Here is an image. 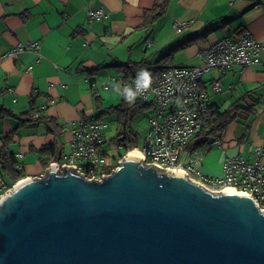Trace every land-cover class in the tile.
Instances as JSON below:
<instances>
[{
    "label": "crops",
    "instance_id": "crops-1",
    "mask_svg": "<svg viewBox=\"0 0 264 264\" xmlns=\"http://www.w3.org/2000/svg\"><path fill=\"white\" fill-rule=\"evenodd\" d=\"M100 8L107 15L88 21L86 11ZM176 22L184 26L176 30ZM243 31L261 43V64L210 69L201 78L208 105L228 118L213 148L219 163L238 155L252 160L264 137V0H0V143L24 178L42 176L68 152L73 124L104 120V107L112 112L111 103L116 108L124 99L115 89L130 87L143 66H197L199 51ZM32 41L38 53L5 56ZM47 118L60 129L50 133ZM206 166L202 159L199 170Z\"/></svg>",
    "mask_w": 264,
    "mask_h": 264
},
{
    "label": "water",
    "instance_id": "water-1",
    "mask_svg": "<svg viewBox=\"0 0 264 264\" xmlns=\"http://www.w3.org/2000/svg\"><path fill=\"white\" fill-rule=\"evenodd\" d=\"M128 153L101 180L49 165L0 198V264H264V213Z\"/></svg>",
    "mask_w": 264,
    "mask_h": 264
},
{
    "label": "built area",
    "instance_id": "built-area-1",
    "mask_svg": "<svg viewBox=\"0 0 264 264\" xmlns=\"http://www.w3.org/2000/svg\"><path fill=\"white\" fill-rule=\"evenodd\" d=\"M106 15L102 8L86 11L90 22ZM183 26L178 22L173 25L176 30ZM39 48L36 41L19 42L10 47L5 56L12 57L25 51L38 53ZM260 51L261 43L247 31L221 38L198 52L202 62L197 66L152 69L149 88L137 96L147 103V110L149 109V130L144 137L143 147L139 150L144 164H152L160 170L185 173L188 180L210 192L226 188L243 192L264 213V137L261 144L254 147L252 160L240 155L227 157L221 163V176L216 178L202 175L199 166L207 151L220 146V139L214 138L200 147L190 144L194 134L206 125L209 118L208 90L201 83L202 76L210 69L224 71L233 65L242 68L259 65ZM143 67L148 69V66ZM137 79L138 76H135L130 84L133 91L137 90ZM211 89L219 92L220 81H212ZM9 91L14 93L12 89ZM105 128L106 123L101 118L77 120L71 131L68 152L51 161L47 168L49 165H57L58 170L62 171L63 165L74 166L78 173L89 180L94 178L99 181L102 175H109L119 166L118 162L124 155L107 162V154L103 151ZM1 147L0 143V150ZM114 147L123 149L120 145ZM3 163L0 158V198L14 185H6ZM16 169H20L18 165Z\"/></svg>",
    "mask_w": 264,
    "mask_h": 264
},
{
    "label": "trees",
    "instance_id": "trees-1",
    "mask_svg": "<svg viewBox=\"0 0 264 264\" xmlns=\"http://www.w3.org/2000/svg\"><path fill=\"white\" fill-rule=\"evenodd\" d=\"M125 68L128 69V72L133 71L132 68L128 67V64L125 65ZM147 103L140 100L138 96L135 97L134 102L129 103L123 99L122 103L115 108L116 112L118 113V124L121 123L120 127H118L117 135L112 139V144L114 145H120L124 149V153L133 149L137 148V145H135L136 142V135L135 133L129 128V120L135 115L137 112H143L145 109H147ZM147 113V112H146ZM225 112H218L217 108L214 106L209 107V118L205 126H203L198 132H196L190 141V144L193 146H203L206 143H208L210 140L214 138H218V134L224 129L228 122V118L224 114ZM34 115V114H33ZM33 115H30L32 120L34 117ZM40 118H38L39 120ZM45 122L48 123V131L55 132L60 129V125L57 124V122L53 118H47L45 119ZM3 139L2 147L0 150V158L4 161V177L6 179L5 183L7 186H11L15 184L20 179H23L25 176L21 172V169H16V166L18 163L14 159V155L8 153L6 150H4L3 146L6 145ZM44 149H50L49 146H45ZM53 153V152H52ZM51 155L53 156L54 154ZM62 155L59 154L58 158H60ZM50 163V162H49Z\"/></svg>",
    "mask_w": 264,
    "mask_h": 264
},
{
    "label": "rangeland",
    "instance_id": "rangeland-1",
    "mask_svg": "<svg viewBox=\"0 0 264 264\" xmlns=\"http://www.w3.org/2000/svg\"><path fill=\"white\" fill-rule=\"evenodd\" d=\"M151 100V97L149 98ZM118 103V102H117ZM116 102H112V112H105L108 107H104V111H102V118L103 121L106 123V128L103 130V139L105 140V146L103 147L104 153L107 154V162L114 161L115 158L118 157H124L127 155V153L124 154V149L119 150L115 148L112 144V139L117 135L118 127H120L121 123L118 124L117 119V112L115 110ZM149 111L145 109L143 112H137L133 117L129 120V128L135 133L136 135V142L135 145H137V149H141L143 147V139L145 135L147 134L149 130V122L147 119V113ZM14 127V126H13ZM31 127V126H28ZM28 129H26L27 133ZM15 136H18L15 135ZM65 142V140L63 141ZM216 149H212L210 151H207L204 156L203 160L205 164L207 163V166L205 169L202 168V175L208 177V178H216L221 176V163L215 161L214 159V152ZM29 169V168H28ZM207 170V172H206ZM28 171V170H27Z\"/></svg>",
    "mask_w": 264,
    "mask_h": 264
},
{
    "label": "clouds",
    "instance_id": "clouds-1",
    "mask_svg": "<svg viewBox=\"0 0 264 264\" xmlns=\"http://www.w3.org/2000/svg\"><path fill=\"white\" fill-rule=\"evenodd\" d=\"M137 76H138V79H137V90L136 91H133L130 87H125L123 89V91H121V89L119 87H117L115 89V91H117L119 94L123 95L125 100L129 103L134 102L135 97L137 95L143 94V91L147 90L149 88L150 83H151V74L147 69H141L138 72ZM127 152H125V153H127Z\"/></svg>",
    "mask_w": 264,
    "mask_h": 264
},
{
    "label": "bare ground",
    "instance_id": "bare-ground-1",
    "mask_svg": "<svg viewBox=\"0 0 264 264\" xmlns=\"http://www.w3.org/2000/svg\"><path fill=\"white\" fill-rule=\"evenodd\" d=\"M128 153H136V154L141 155L140 151H139L137 148H133V149L129 150ZM128 153H127V154H128ZM226 190L233 191L235 194H239V193H241V194H245V193H243V192H239V191H237V190H235V189H231V188H226Z\"/></svg>",
    "mask_w": 264,
    "mask_h": 264
}]
</instances>
